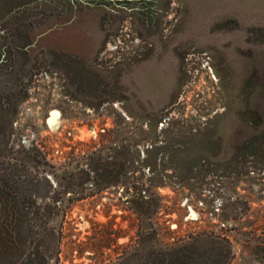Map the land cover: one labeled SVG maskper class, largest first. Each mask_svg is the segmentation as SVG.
<instances>
[{"label": "rangeland", "instance_id": "rangeland-1", "mask_svg": "<svg viewBox=\"0 0 264 264\" xmlns=\"http://www.w3.org/2000/svg\"><path fill=\"white\" fill-rule=\"evenodd\" d=\"M0 48V174L42 180L27 255L152 264L187 246L264 264V0H163L145 23L0 2Z\"/></svg>", "mask_w": 264, "mask_h": 264}, {"label": "trees", "instance_id": "trees-1", "mask_svg": "<svg viewBox=\"0 0 264 264\" xmlns=\"http://www.w3.org/2000/svg\"><path fill=\"white\" fill-rule=\"evenodd\" d=\"M57 0H0L7 14L11 15L20 10L31 6L40 8H50L55 6ZM65 7H73L75 4L71 0H62ZM28 46V45H27ZM26 47V45H25ZM22 47L24 52L26 49ZM5 51L0 48V66L5 65ZM76 74V73H75ZM77 76V75H76ZM10 124L9 111L0 109V137L5 136ZM113 158V157H112ZM102 161V167L111 168L107 173V177L112 181L113 185L118 184L123 175H120V166L117 161ZM97 160V159H96ZM97 164V163H96ZM22 168V167H21ZM23 170V169H22ZM37 173V171H35ZM96 180H101L98 169L93 172ZM86 174V173H85ZM41 178L37 174L29 177L26 173L18 169L17 173H10L7 169H3L0 174V264H44L43 257L38 253L26 254L27 248V223L29 215L32 214L30 196H37L38 183ZM97 185V181L94 182ZM137 188V187H133ZM139 196L134 195L132 200H136ZM146 198H140L138 201L146 202ZM189 248V250H187ZM191 247H183L176 249L173 254L162 260L154 261L152 264H214L212 257V249L204 250L197 257L190 254Z\"/></svg>", "mask_w": 264, "mask_h": 264}, {"label": "flooded vegetation", "instance_id": "flooded-vegetation-1", "mask_svg": "<svg viewBox=\"0 0 264 264\" xmlns=\"http://www.w3.org/2000/svg\"><path fill=\"white\" fill-rule=\"evenodd\" d=\"M73 3L83 4L85 6H90L92 8H121L124 10H130L136 14L139 19L143 20L145 23L146 19L154 20L156 14L159 10V5L163 0H71ZM65 6L62 0H57L55 2L56 7L58 3ZM74 3V4H75ZM78 4H75L72 8H76ZM65 9V8H64Z\"/></svg>", "mask_w": 264, "mask_h": 264}, {"label": "built area", "instance_id": "built-area-1", "mask_svg": "<svg viewBox=\"0 0 264 264\" xmlns=\"http://www.w3.org/2000/svg\"><path fill=\"white\" fill-rule=\"evenodd\" d=\"M223 227H225L224 223L221 224ZM226 228V227H225Z\"/></svg>", "mask_w": 264, "mask_h": 264}]
</instances>
